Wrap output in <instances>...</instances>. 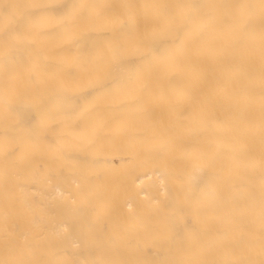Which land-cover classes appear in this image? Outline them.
Segmentation results:
<instances>
[{"label": "bare ground", "instance_id": "1", "mask_svg": "<svg viewBox=\"0 0 264 264\" xmlns=\"http://www.w3.org/2000/svg\"><path fill=\"white\" fill-rule=\"evenodd\" d=\"M0 264H264V0H0Z\"/></svg>", "mask_w": 264, "mask_h": 264}]
</instances>
